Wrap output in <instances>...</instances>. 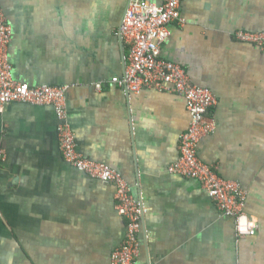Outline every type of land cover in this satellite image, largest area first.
<instances>
[{
	"label": "crops",
	"instance_id": "1",
	"mask_svg": "<svg viewBox=\"0 0 264 264\" xmlns=\"http://www.w3.org/2000/svg\"><path fill=\"white\" fill-rule=\"evenodd\" d=\"M129 1L0 0L13 28L14 78L70 85L79 151L118 170L146 207L141 262L264 264V49L235 37L264 32V0H181L186 22L170 23L162 48L218 99L216 130L199 155L247 191L257 231L244 237L200 181L169 170L190 123L185 98L127 94L110 81L124 73L127 48L116 33ZM58 124L51 105L12 102L0 111V264H111L125 240L114 186L65 161Z\"/></svg>",
	"mask_w": 264,
	"mask_h": 264
},
{
	"label": "built area",
	"instance_id": "2",
	"mask_svg": "<svg viewBox=\"0 0 264 264\" xmlns=\"http://www.w3.org/2000/svg\"><path fill=\"white\" fill-rule=\"evenodd\" d=\"M173 21L186 22L181 14V0H164L161 4L150 0H130L116 33L127 48L124 73L113 76L110 81L127 94L155 89L185 98L190 123L181 134L180 155L170 165V172L200 181L220 212L235 219L239 237L255 235L257 227L245 210L247 191L240 182L220 176L216 168L204 162L199 155L200 141L216 130V120L210 111L217 105L218 99L209 88L195 84L185 66L162 57V48L171 35L170 23ZM12 35V25L0 3V111L12 102L54 107L59 121L60 149L65 161L113 185L116 209L127 219L125 240L112 252L111 264H144L139 260L140 235L146 212L142 199L134 195L131 185L118 170L79 151L68 116L70 85L32 86L14 78L9 53ZM235 37L264 49V32L240 29ZM104 83H96V88L101 90ZM6 156V149L0 146V164Z\"/></svg>",
	"mask_w": 264,
	"mask_h": 264
},
{
	"label": "water",
	"instance_id": "3",
	"mask_svg": "<svg viewBox=\"0 0 264 264\" xmlns=\"http://www.w3.org/2000/svg\"><path fill=\"white\" fill-rule=\"evenodd\" d=\"M3 8H4V7H3ZM125 64H126V63H125V59H124V68H125Z\"/></svg>",
	"mask_w": 264,
	"mask_h": 264
}]
</instances>
